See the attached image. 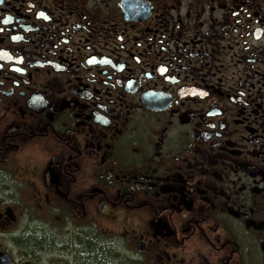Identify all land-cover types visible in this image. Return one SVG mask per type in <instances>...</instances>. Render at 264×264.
I'll list each match as a JSON object with an SVG mask.
<instances>
[{
    "label": "flooded vegetation",
    "instance_id": "1",
    "mask_svg": "<svg viewBox=\"0 0 264 264\" xmlns=\"http://www.w3.org/2000/svg\"><path fill=\"white\" fill-rule=\"evenodd\" d=\"M0 264H264V0H0Z\"/></svg>",
    "mask_w": 264,
    "mask_h": 264
},
{
    "label": "rangeland",
    "instance_id": "2",
    "mask_svg": "<svg viewBox=\"0 0 264 264\" xmlns=\"http://www.w3.org/2000/svg\"><path fill=\"white\" fill-rule=\"evenodd\" d=\"M101 226L103 227L105 231L111 230L112 232H115V231H117L116 233L119 232V225L117 223H111L107 220L102 219Z\"/></svg>",
    "mask_w": 264,
    "mask_h": 264
}]
</instances>
